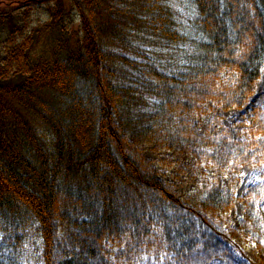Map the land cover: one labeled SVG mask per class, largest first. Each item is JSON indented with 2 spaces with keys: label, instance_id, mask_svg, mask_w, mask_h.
Segmentation results:
<instances>
[{
  "label": "trees",
  "instance_id": "trees-1",
  "mask_svg": "<svg viewBox=\"0 0 264 264\" xmlns=\"http://www.w3.org/2000/svg\"><path fill=\"white\" fill-rule=\"evenodd\" d=\"M262 68L264 0H0V264H264Z\"/></svg>",
  "mask_w": 264,
  "mask_h": 264
},
{
  "label": "rangeland",
  "instance_id": "rangeland-1",
  "mask_svg": "<svg viewBox=\"0 0 264 264\" xmlns=\"http://www.w3.org/2000/svg\"><path fill=\"white\" fill-rule=\"evenodd\" d=\"M262 75L255 89V94L248 100L247 107L243 110H233L224 115V122L226 125H231L234 122L250 124V118L255 109L259 108L264 110V68H262ZM147 156L154 157L152 154L147 152ZM208 176L213 177L218 175L215 169L207 170ZM222 176L225 188H230L235 197V205L230 214V223L232 227H236L240 219L242 218V206L237 201L241 196L245 194L247 188L254 183H258L260 180V172L254 168H244L240 175H238L237 182L235 184L230 183V178L224 171ZM191 173L184 177L185 181L177 187V192L180 196L186 195L195 189L194 181L190 179ZM231 185V186H230ZM239 248L246 257V260L250 264H258L257 253L253 247L244 246L239 243Z\"/></svg>",
  "mask_w": 264,
  "mask_h": 264
}]
</instances>
